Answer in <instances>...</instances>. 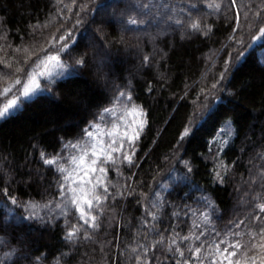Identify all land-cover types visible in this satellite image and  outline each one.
<instances>
[{
	"label": "trees",
	"instance_id": "obj_1",
	"mask_svg": "<svg viewBox=\"0 0 264 264\" xmlns=\"http://www.w3.org/2000/svg\"><path fill=\"white\" fill-rule=\"evenodd\" d=\"M260 27L264 0H0V61L13 65L0 63V77L13 74L18 62L31 73L46 52L59 51L70 65L39 78L40 90L0 119V250L7 261L136 264L140 257L141 264H176L178 253L167 250L175 249L173 239L181 248L204 245V255L214 251L213 242L258 231L264 223L255 219L264 217L256 208L264 197ZM61 35L66 41L52 40ZM81 58L86 63L76 64ZM121 92L143 110L145 123L132 163L119 167L122 196H109L96 210L99 227L71 217L42 239L19 221L9 223V209L20 202L55 199L57 173L41 153L57 155L81 138ZM72 226L79 233L70 240ZM190 229L203 235L183 240Z\"/></svg>",
	"mask_w": 264,
	"mask_h": 264
},
{
	"label": "snow or ice",
	"instance_id": "obj_2",
	"mask_svg": "<svg viewBox=\"0 0 264 264\" xmlns=\"http://www.w3.org/2000/svg\"><path fill=\"white\" fill-rule=\"evenodd\" d=\"M75 2V0H73ZM232 4H236L237 0H231ZM209 7L218 8L219 5L215 3H210ZM67 7V6H66ZM83 7V6H81ZM260 15V13H257ZM236 19H239V14L237 13ZM80 23V20L76 21ZM131 24H136L137 21L132 18L129 21ZM193 29L199 28L198 23H193L191 25ZM258 31L261 34V37H264V27H260ZM57 39L61 41H66L67 37L61 35L58 38L52 37L53 41ZM68 48L67 43H63L61 45V49ZM39 63L35 64L32 72H27L23 67L18 66L15 67V72L11 75H6L5 77H0V79H7V83H0V119L8 118L12 113L18 110L19 106L24 103V101L40 90V80L41 76H48L51 78L52 72L54 69H67L70 67L69 64H65L61 60V56L59 55V51L55 53H45L43 59H39ZM0 63L5 64V67L12 68L13 65L6 61H0ZM76 64L84 65L86 61L81 58L75 61ZM36 68L41 69V71L37 72ZM17 73H23L24 79H21L20 75ZM223 78V77H222ZM121 97L125 96L124 92L119 94ZM128 101L131 102V96H128ZM105 113H109L112 109L105 108ZM133 112L136 111L134 107L132 109ZM140 115L143 116V110H140ZM145 121L142 119L139 123L132 126V124H128L125 126V131L120 133L121 139H113L110 144L107 146L104 145V142L97 139L95 142L91 143L87 146H82L79 142L73 144L71 141L68 142L66 147L69 148H79L80 153L77 156L71 157V163L73 167L69 170L64 167L63 164H58V157H45V153H41L42 158H44V162L46 164H57L58 171L63 173L62 180L60 183V187L62 190H65L66 193H70V197H67L68 202L75 206V208L80 213V219L84 221L86 225H90L92 228L99 227L97 223V215L93 214L94 204L97 209L102 211L103 205L101 201L108 199L107 191L108 187L104 180V174L107 172V169L101 166L104 161L100 160L101 156L106 157L108 161H114V157L112 156V152L118 151L123 148L124 141L127 140L134 144L135 140L139 137L140 131L144 127ZM128 129H131L130 131ZM189 129L185 128L183 136L189 135ZM89 138L93 136L92 132L86 133ZM109 135H113V133H109ZM182 136V139H183ZM125 159L132 163V156L127 155ZM186 166L188 162H185ZM221 168L224 169V175L227 174V165L221 164ZM191 171V168L188 169ZM99 172L100 175H94ZM224 175H221L219 171L216 172L217 179L223 183ZM70 182L71 186L65 188V184ZM103 188V192H100L99 189ZM7 193V189L4 190ZM11 203L13 205L17 204L18 201L16 197L9 196ZM261 202L256 205V208L259 209V212L264 214V197H260ZM50 203V202H49ZM4 207H7L5 204ZM26 208L35 209L37 206L35 204L25 205ZM43 207H48L45 204ZM56 207L61 208V214H66L67 204H64L61 207V204H57ZM12 212V209H9V213ZM154 215V214H153ZM32 216L35 217L36 213L33 212ZM31 218V217H30ZM207 217H205V221L207 222ZM256 220H264V217L261 215H256ZM238 226V225H237ZM193 228L197 227L195 221L192 225ZM78 228L76 226H72L70 231L67 233L68 239H72L78 233ZM175 231V230H173ZM87 231H85V236L88 237ZM177 235H179L177 233ZM200 235H203L201 232L199 235L189 230V235L182 237L183 240L195 239L199 240ZM219 233H217V236ZM233 235L244 236L243 233H233ZM163 242V236H161V240L157 243ZM172 244L176 245L173 250L171 245L167 246L168 251H174L178 253L181 259L176 260V264H264V223H261L258 227V231L251 232L247 234V239H236L234 241H229L227 238L219 241V243L213 242L208 247L209 249H214V251L209 250L204 255V245L195 246L189 245L186 248H181L178 244H176V240H172ZM221 245H225L221 247ZM155 245H153L154 247ZM136 249H133L135 252ZM188 252L190 255L187 257L185 253ZM136 264H141L140 257H137ZM143 264H148V260L145 259Z\"/></svg>",
	"mask_w": 264,
	"mask_h": 264
},
{
	"label": "rangeland",
	"instance_id": "obj_3",
	"mask_svg": "<svg viewBox=\"0 0 264 264\" xmlns=\"http://www.w3.org/2000/svg\"><path fill=\"white\" fill-rule=\"evenodd\" d=\"M55 70L57 69H54L53 72ZM45 77L47 76H41L39 78ZM125 94V96L120 97L112 104V106L109 108L112 109L111 112L104 113L102 118L97 123L92 124L86 129L81 138L73 141L72 143L75 144L79 142L80 145L87 146L99 139L104 142V145L102 146H107V144H110L113 139H121L119 134L125 131L126 125L132 124V126L135 127V125L142 119L145 121L144 112L143 116L140 115L141 108L139 105L132 99L131 102H129L128 96L130 94ZM134 107L136 108L135 112L132 111ZM128 130L130 131L131 129ZM142 130L140 131V135L142 134ZM89 131L93 133L91 138H89L86 134ZM109 133H113V135H109ZM140 135L135 140L134 144L125 140L123 148L112 152L115 162L108 161L104 156L100 157V160L104 161L101 166L107 169V172L104 174L103 178L108 187V197L113 196L114 198H120L122 196L126 182L124 181L123 174L119 171V167L123 161L129 162L127 159H125V156L131 155L132 160L135 157V143L139 141ZM67 144L68 143H65L63 145V148L57 155H45V157H58V164H63L65 168L70 170L73 167L71 163V157L79 155L80 149L66 147ZM47 165L54 168L57 173V191L54 201L48 204V207H43L44 205L35 202L22 201L16 205V208L12 211L11 216L7 218L9 223H15L19 221L27 232L32 233L42 239H46L49 236L53 225L57 224L58 222H70L71 217H74L79 221H83L80 219V213L75 208V206L68 202L67 197H70L71 194L66 193L65 190H62L60 187L62 176L64 174L58 171L57 164ZM94 175H100V173L97 172ZM69 186H71L70 182L65 184V188ZM99 191L103 192V188H100ZM106 200L101 201V203L105 202ZM29 204H35L37 207L35 209L26 208L25 205ZM57 204H61V207H63L64 204H67L66 214H61V208L56 207ZM96 210L97 207L94 204L93 214L96 213ZM33 212L36 213L35 217L32 216ZM78 233L73 237V239L78 238ZM0 264H13L12 261H7V257L6 255H3L2 250H0Z\"/></svg>",
	"mask_w": 264,
	"mask_h": 264
}]
</instances>
